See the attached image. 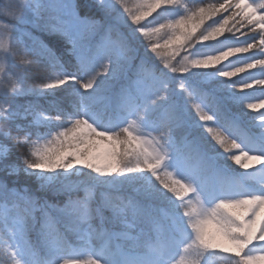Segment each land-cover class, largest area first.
<instances>
[{
    "label": "snow or ice",
    "instance_id": "obj_1",
    "mask_svg": "<svg viewBox=\"0 0 264 264\" xmlns=\"http://www.w3.org/2000/svg\"><path fill=\"white\" fill-rule=\"evenodd\" d=\"M16 7L0 264H264V0Z\"/></svg>",
    "mask_w": 264,
    "mask_h": 264
},
{
    "label": "trees",
    "instance_id": "obj_2",
    "mask_svg": "<svg viewBox=\"0 0 264 264\" xmlns=\"http://www.w3.org/2000/svg\"><path fill=\"white\" fill-rule=\"evenodd\" d=\"M92 0H88V2H91ZM184 2L186 3H189L190 5H195L197 3L200 2V0H193V1H190V0H184ZM204 3H217V2H223V0H203ZM219 17H214L213 19H218ZM0 19H6L4 17H0ZM148 19H151V17H149ZM7 22H12L11 20L10 21H7ZM35 35H39L41 39H43L46 43H48L49 45H53L56 43V41L58 40V37L56 36H49V35H42L40 33H34ZM131 72V70H130ZM31 75L33 77V80L34 81H39L41 79H43L45 76H46V73L43 71V69H40L38 67H33L31 69ZM60 94H57V96H62L63 93L62 92H59ZM33 98L32 97H23V98H18L17 99V103H24L26 100H32ZM49 100H52V99H55L54 97H48ZM41 103H45L43 100H41ZM45 106H47L45 104ZM245 111H249V110H245ZM253 113H251L249 111V115H252ZM0 143L1 144H10V142L8 141H5L3 136L0 135ZM20 155L19 151L16 149V148H12V154L10 156V160L11 161H16V162H19L18 161V156ZM233 167H238L236 165H233ZM24 184V181H20L16 186L17 187H21L23 186Z\"/></svg>",
    "mask_w": 264,
    "mask_h": 264
},
{
    "label": "clouds",
    "instance_id": "obj_3",
    "mask_svg": "<svg viewBox=\"0 0 264 264\" xmlns=\"http://www.w3.org/2000/svg\"><path fill=\"white\" fill-rule=\"evenodd\" d=\"M24 0H0V17H4L6 19H0V24L8 23L12 19H15L14 16L8 15V7L9 5H17L16 12L17 15L22 11V5Z\"/></svg>",
    "mask_w": 264,
    "mask_h": 264
},
{
    "label": "rangeland",
    "instance_id": "obj_4",
    "mask_svg": "<svg viewBox=\"0 0 264 264\" xmlns=\"http://www.w3.org/2000/svg\"><path fill=\"white\" fill-rule=\"evenodd\" d=\"M190 1H193V0H190ZM92 2V1H91ZM91 2H88V3H91ZM57 94H60L59 92H57ZM1 144V143H0ZM241 171H243V170H241ZM0 258H2V257H0Z\"/></svg>",
    "mask_w": 264,
    "mask_h": 264
}]
</instances>
